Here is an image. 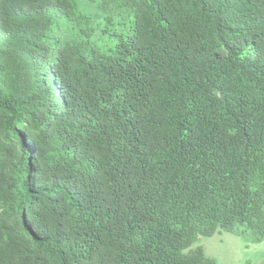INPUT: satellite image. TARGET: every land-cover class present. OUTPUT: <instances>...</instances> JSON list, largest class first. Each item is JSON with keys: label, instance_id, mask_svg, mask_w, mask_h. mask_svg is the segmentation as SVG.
Segmentation results:
<instances>
[{"label": "trees", "instance_id": "1", "mask_svg": "<svg viewBox=\"0 0 264 264\" xmlns=\"http://www.w3.org/2000/svg\"><path fill=\"white\" fill-rule=\"evenodd\" d=\"M218 231L264 240V0H0V264Z\"/></svg>", "mask_w": 264, "mask_h": 264}, {"label": "rangeland", "instance_id": "2", "mask_svg": "<svg viewBox=\"0 0 264 264\" xmlns=\"http://www.w3.org/2000/svg\"><path fill=\"white\" fill-rule=\"evenodd\" d=\"M196 245H202L206 254L216 258L218 264H260L264 261V240L248 244L231 232L218 231L212 236H201Z\"/></svg>", "mask_w": 264, "mask_h": 264}]
</instances>
